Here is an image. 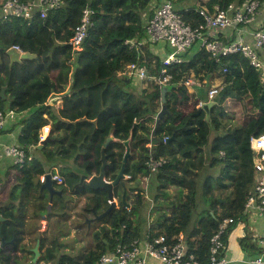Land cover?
Returning <instances> with one entry per match:
<instances>
[{
  "label": "trees",
  "instance_id": "obj_1",
  "mask_svg": "<svg viewBox=\"0 0 264 264\" xmlns=\"http://www.w3.org/2000/svg\"><path fill=\"white\" fill-rule=\"evenodd\" d=\"M161 1L61 0L60 5L49 10L45 17L0 19V110L13 108L17 112H31L16 124L21 126V145L35 148L50 169L54 162L63 165L59 169L63 182H56L62 190L56 219L61 225H56L57 232L61 231L69 214L70 194L85 197L76 202L77 209L73 208L76 211L73 223L79 240L92 235V247L80 255L58 254L60 242L54 238L55 233L50 234L51 227L47 232L51 239L39 237V263L97 264L101 254L117 243L129 242L148 231L165 233L170 238L183 232L188 250L206 263L210 237L220 220L225 216L241 219L245 211V203L256 180L255 150L250 138L264 133V80L249 59L235 53L217 61L206 48L195 44L183 62L169 66L172 75L169 84L173 87L166 95L168 111L154 136L150 122H155L162 102V85L135 77L126 82L113 75L115 70L134 62L144 65L149 74H160V43H150L139 53L125 41L146 35L145 23ZM171 1L184 19L198 25L203 22L202 6L214 10L216 5L226 7L243 0ZM86 7L94 11L91 15L93 25L81 48L74 49L70 41ZM15 45L36 56L11 63L7 49ZM223 67H227L226 73ZM192 74L205 80L202 86L206 89L214 77L223 76L224 87L219 96L207 100V90L204 97L195 88L190 92L184 80ZM58 95L62 96L63 107L56 110L49 101ZM197 98L202 104L186 111L185 106H190ZM48 123H51V139L38 148L40 130ZM111 134L114 140L105 150L110 162L106 178L113 180L120 170L126 140L131 154L125 174L130 177L122 179L114 189L115 197L120 200L119 206L105 218L91 220L89 225L86 219L94 217L92 208L101 213L110 205L107 191L93 189L88 179L99 173L102 148ZM148 143H152L150 150ZM151 155L167 160L157 172H151L146 163ZM29 161L42 163L34 156ZM205 167L216 168L217 174H208L200 186V174ZM52 172L56 173L55 168ZM40 173L44 171L37 169V174L33 173L36 175L22 178L19 194L10 198L13 202L0 205V212L6 218L0 221L3 237L6 241L15 237L14 243L0 246L4 264H10L11 260L16 262L19 259L17 251L23 256L29 251L23 243L21 227L29 208L32 207V211L34 208L35 217L46 207L48 200L39 193ZM146 176L152 184L156 183L155 205L161 206L150 226L146 213L149 199L143 193ZM171 186L178 191V201L171 203L172 211L164 208L171 205L167 201V190ZM200 187L207 196L218 189L220 193L226 192V197L221 200L211 196L212 209H206L194 222ZM124 193L131 211L122 201ZM217 205L221 207L220 213Z\"/></svg>",
  "mask_w": 264,
  "mask_h": 264
},
{
  "label": "built area",
  "instance_id": "obj_2",
  "mask_svg": "<svg viewBox=\"0 0 264 264\" xmlns=\"http://www.w3.org/2000/svg\"><path fill=\"white\" fill-rule=\"evenodd\" d=\"M61 0H1L0 19L9 16L31 17L40 15L45 17L49 10L57 8ZM94 13L91 7H86L82 13L80 22L76 25L71 43L74 49H80L82 43L88 36L90 27L93 25L91 15ZM200 14L203 22L194 25L191 21L183 18L179 9L171 0H162L156 4L153 14L145 23V32L141 39H126L125 43L130 48H137L143 52L144 47L150 43H160L159 50L162 53V68L159 75L149 74L144 65L137 62L130 63L123 69H117L113 75L118 80L125 77L139 80L147 79L161 84H169L172 75L169 66L174 63H181L185 55L198 44L206 48L211 55L219 61L222 56L241 53L252 66L259 70L264 80V0H243L241 3L232 2L226 7L215 6L209 10L202 6ZM255 25L254 27H251ZM15 47L22 51L17 45ZM223 72L228 71L227 67L222 68ZM205 80L195 75H190L184 82L188 87L202 86ZM224 82L218 80L212 83L207 89V100H214L219 96ZM194 91V90H193ZM202 104V102H201ZM16 109L7 108L0 110V134L8 120H14L17 116ZM51 126L43 125L39 133V143L46 138ZM167 140V137L165 138ZM252 148L255 150L254 168L256 180L252 193L245 203V211L240 217L246 218L247 212L251 211L256 216L264 219V133L253 135L250 138ZM152 143L147 145L150 150ZM3 153L14 158L15 164L24 166L27 160L31 159L29 149L18 144H6L3 146ZM166 158H156L153 155L146 163L151 172H157L165 163ZM130 177V175H126ZM52 178L57 182H63V177L52 173ZM149 178V176L144 177ZM42 182L44 176H42ZM110 203L111 200L108 199ZM131 211V205H126ZM237 223L233 216L223 217L218 228L210 237L209 258L206 263L193 252L189 251L185 241V235L180 232L176 238H170L165 233L156 234V231H148L142 236L136 237L129 242H119L99 257L97 264H228L230 261L226 256L229 230ZM46 230V225H43ZM257 243L261 251L252 260L254 264H264V231L258 236Z\"/></svg>",
  "mask_w": 264,
  "mask_h": 264
},
{
  "label": "crops",
  "instance_id": "obj_3",
  "mask_svg": "<svg viewBox=\"0 0 264 264\" xmlns=\"http://www.w3.org/2000/svg\"><path fill=\"white\" fill-rule=\"evenodd\" d=\"M70 86V85H69ZM68 86V87H69ZM62 96H56V98H53L51 101H49V105L53 107L54 109L58 110L63 107V101L61 99ZM17 116L14 120H8L6 123V126L2 130L0 134V205H8L10 202V198L14 197L19 194L21 190V185L19 184L20 180L24 178L25 176H31L37 174V169H42L44 173H40V178L44 176L45 173L47 172H52V168H55L56 174H59V169L63 166L62 164L58 163H53L52 168H48L46 160L44 157L40 155L38 151H36L35 148L29 147V155L32 157H37L39 160L42 161L41 164L35 163L36 161H32L34 166L30 168V161L29 159L24 166H19L15 164L14 158L12 156L6 155L3 153V146L6 144H18L21 145L20 143V134H21V126H17L16 124L21 121V119L26 116L29 112H17ZM31 113V112H30ZM29 113V114H30ZM51 126V123H48ZM47 125V124H46ZM16 126V127H15ZM51 131V130H50ZM59 134V131L56 132ZM54 133V134H56ZM46 137L50 136L49 133H45ZM51 137V136H50ZM41 143V142H40ZM38 143V146L40 145ZM39 148V147H38ZM66 164H64L65 166ZM54 166V167H53ZM60 167V168H59ZM47 168V169H45ZM36 172V174H33ZM39 175V174H38ZM37 177V176H34ZM90 179V178H89ZM88 179V180H89ZM42 180V179H41ZM57 182V181H56ZM60 183V182H57ZM55 187L58 189L55 183ZM39 193L43 195V197H46L47 204L46 207L42 211H37L39 212L38 215L35 217L33 212L34 208L32 211V207L29 208L27 211V218L25 219L23 225H22V231H23V243L27 244L29 248V253H27V257H32L33 255L35 256V253L33 251V248L39 244L40 245V236H48L49 239H51V236L49 234H46L45 231H48L47 223L57 219L58 218V213L60 211V201L59 200V194L55 193L53 196L52 203L50 202V193L48 190H43L41 191V188L39 190ZM38 194V192H37ZM57 201V202H55ZM16 203H19V200H16ZM29 203V204H28ZM55 204L57 205V208H55ZM28 206H30V201H27ZM48 205H50V208H48ZM31 210V211H30ZM6 218L2 216L0 212V221L5 220ZM43 225H46V230H43ZM239 225V226H238ZM52 233H55L58 231L56 226H52ZM2 230V228H0ZM264 231V219L261 217L256 216L254 213L251 211L247 212L246 218L239 219V223H237L229 232L228 237H227V243H228V248L226 252V256L228 260L230 261L228 264H254L252 262L253 258L257 256L258 254L261 253L257 239L258 236L261 234V232ZM50 232V234H51ZM3 233V231H2ZM232 233H235L237 240H238V245L234 250H231L229 247L230 243V236ZM15 238V237H14ZM243 241L241 242V239ZM5 239V238H4ZM10 241H7V243ZM2 243V239L0 236V244ZM6 243V244H7ZM8 250V249H7ZM6 250V251H7ZM4 251V252H6ZM10 251V249L8 250ZM31 252V254H30ZM18 255H22L21 252L17 251ZM25 256V255H24ZM22 255V258L24 257ZM264 257V254H263ZM19 260V259H18ZM16 262V264H20V261ZM19 262V263H18ZM154 264H160V262H154Z\"/></svg>",
  "mask_w": 264,
  "mask_h": 264
},
{
  "label": "rangeland",
  "instance_id": "obj_4",
  "mask_svg": "<svg viewBox=\"0 0 264 264\" xmlns=\"http://www.w3.org/2000/svg\"><path fill=\"white\" fill-rule=\"evenodd\" d=\"M0 2H1V0H0ZM198 3H200V2H198ZM218 80L222 81L223 80V76H221V75L220 76H216V77H214L211 80V82L212 83H214V82L217 83ZM188 89L190 90V92H192L194 90L193 87H188ZM195 90H197V92L199 93V95L201 97H204L205 94H206V90L207 89H206L205 86H199V87L197 86V87H195ZM136 91L137 92H141V89H136ZM201 102H202V100L199 99V98L193 99L190 102V104H191L190 106H185V110L188 111V110L192 109V107L195 106V105L196 106H200ZM162 106H163V103L161 102V104L159 105V111L162 109ZM234 120L236 121L238 119L234 118ZM155 122H156V116H155ZM155 122H152V121L150 122L151 123L150 125L153 126V128L155 126ZM233 123H235V122H233ZM149 144L150 143H148L147 145L149 146ZM29 163H30V168H32L34 166V164L32 163V161H30ZM213 168L205 167V169L201 171V174H200V186L202 184V181L204 180V178L208 174H213V175L217 174V171H215L216 168H214V169ZM0 178H1V176H0ZM143 185H144L143 193L149 199V205L150 206L148 207V211L146 213H147V216H148V218H147L148 226H150L151 222L156 218V216H158V214H156V213H157V211L161 210V206H159L157 208L156 205H155L156 204V200L154 198V195L156 194V183L154 182L152 184V180L149 177V178H146V179L143 178ZM167 191L169 192V196H168V200L167 201L170 204L172 202H174V201H178V193H177L178 191H177V189L175 187L171 186ZM69 196H70V202L68 203L69 214L67 215L66 222H64L62 224L61 231L60 232H57V231L55 232L54 238H56V240H58L60 242V253H58V254L68 253V254H73V255H80L82 252H84V250L86 251L87 248L92 247V243H91L92 235L89 234L87 236H84V238L82 240H79V236L76 233L75 226H74V223H73L74 220H75V212H76L73 208L77 209L76 202H78L79 200H84L85 197H78L76 195H70V194H69ZM198 196H199V198H198L199 205H198L197 211H196V213L194 215V222L198 221V219L206 212V209H212L211 206H210V200H211L212 197L213 198H217L218 197L221 200H225L226 192L225 193H220L218 191V189H215L212 194L207 196L206 194L203 193L202 187H200ZM116 200L119 203L120 200H119L118 197H116ZM122 201H123V199H122ZM172 204L171 205H167L164 208H167V209L172 211L173 210V205ZM54 205H55V208H57V205L59 206V204H55V203H54ZM216 208H217L218 213H220L221 207L219 205H217ZM170 214H172V213H170ZM86 221H87V219H86ZM56 225L57 226L61 225V224H59L57 222L56 219L48 222L47 223V227H48V231L47 232H49V230H50V228L52 226H56ZM47 232L45 231L46 234H48ZM237 245H238L237 237H236L235 233H232L231 236H230L229 247H230L231 250L235 251ZM0 246H1V244H0ZM1 247H4V246H1ZM28 253H29V251H28ZM30 254H31V252H30ZM5 256H6V254H5ZM18 257H19L18 261H20V264H46V262L39 263L38 260H36L34 262V256L33 257H27V255H25L22 258V255H19ZM3 258H4L3 257V253H2V251L0 249V262H2V264H4V262H5L3 260ZM16 262L11 260L10 264H16ZM47 264H51V263H47Z\"/></svg>",
  "mask_w": 264,
  "mask_h": 264
},
{
  "label": "water",
  "instance_id": "obj_5",
  "mask_svg": "<svg viewBox=\"0 0 264 264\" xmlns=\"http://www.w3.org/2000/svg\"><path fill=\"white\" fill-rule=\"evenodd\" d=\"M7 53L10 55L11 63H13V62H23L22 61L23 59H31V58H34L36 56L35 53H31L29 51H20L15 46H10L7 49ZM123 80L126 81V82H129L130 79L125 77ZM172 87H173L172 84H165V85L162 86L161 100H162L163 106H162V109L157 113L155 126H154V128L152 130V136L155 135L156 130L159 127L163 116L168 111L167 110V106H166V99H167L166 95H167V92L172 89ZM50 139H51V137L47 136L44 140L41 141V143H40V145L38 147L42 148V146ZM113 140H114L113 134H111V135H109L107 137L106 141L104 142V146L102 148V156H101L102 165L100 167V171H99V173H97V174L95 173L94 175H92L90 177V179L88 180L93 189H95V190L104 189L105 191H107L108 198L111 200V202H110L109 207L106 210H104L103 212H101V213H97V211L94 208H92L93 213H94V217L87 219V223L89 225L91 223V220L103 219L111 212L112 209H114L117 206H119V203L115 199L114 189L121 182L122 179L126 178L125 165H126L128 159H129L131 151H130V147H129V141L126 140L125 144H126L127 148H126V152H125L124 157H123L121 168H120V170L118 171L116 177L113 180H108L106 178V168L110 164V162H108V160H107V156H106L105 150H106V147ZM55 183H56V180L52 178V173L51 172H47V173L44 174V181L42 182V185H41V191H43V190H48L49 191V193H50V202L51 203H52L53 196H54L55 193H57L59 195H62V190L57 189L55 187ZM125 195H126V193L123 194V201L126 203ZM126 204H129V203H126ZM48 208H50V205H48ZM0 236H1V239H2L1 246H5L7 241L3 237L2 230H0ZM14 242H15V238H13L11 240V243H14ZM33 251L35 253V256H34V262H35L38 259L39 255H40L39 244H37L33 248Z\"/></svg>",
  "mask_w": 264,
  "mask_h": 264
},
{
  "label": "clouds",
  "instance_id": "obj_6",
  "mask_svg": "<svg viewBox=\"0 0 264 264\" xmlns=\"http://www.w3.org/2000/svg\"><path fill=\"white\" fill-rule=\"evenodd\" d=\"M115 199H116V197H115Z\"/></svg>",
  "mask_w": 264,
  "mask_h": 264
}]
</instances>
